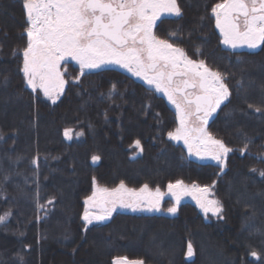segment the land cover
I'll return each mask as SVG.
<instances>
[{
    "label": "trees",
    "instance_id": "16d2710c",
    "mask_svg": "<svg viewBox=\"0 0 264 264\" xmlns=\"http://www.w3.org/2000/svg\"><path fill=\"white\" fill-rule=\"evenodd\" d=\"M218 2L178 0L181 15L161 16L153 31L222 74L229 97L206 127L232 149L224 168L190 157L169 138L176 111L125 71L81 74L68 60L55 102L29 88L22 71L23 0H0V216L11 213L0 223V264H113L116 257L144 264H264V44L223 46L211 14ZM65 129H72L71 139ZM93 178L108 188L121 181L131 188L164 189L176 180L211 186L222 212L205 218L184 200L175 214L116 211L86 224Z\"/></svg>",
    "mask_w": 264,
    "mask_h": 264
},
{
    "label": "snow or ice",
    "instance_id": "6c2138e0",
    "mask_svg": "<svg viewBox=\"0 0 264 264\" xmlns=\"http://www.w3.org/2000/svg\"><path fill=\"white\" fill-rule=\"evenodd\" d=\"M23 7L28 26L22 71L33 91L39 89L55 102L54 93L62 92L66 83L62 62L68 60L76 61L81 74L104 65H118L162 91L175 105L179 126L168 133L169 138L183 140L190 154L209 157L223 166L224 156L232 149L215 139L206 127L211 114L229 97L222 74L207 67L203 60L190 59L183 49L160 39L153 31L162 14L181 15L178 0H23ZM211 14L223 45L254 49L264 44V0H220L212 6ZM71 134L72 129L64 130L67 139L72 138ZM134 144L143 150L139 140ZM246 150L247 145L241 151ZM260 175L264 177V171ZM93 187L92 195L84 201L86 224L106 219L118 206L135 210L147 202L149 210L159 211L164 195L159 187L153 191L144 184L137 190L123 181L109 189L97 186L93 178ZM167 188L175 200L167 209L169 213H176V205L187 194L193 195L205 213L222 212L220 202L208 198L211 186H189L176 180ZM93 208L99 212H91ZM9 215L0 216V223ZM192 255L189 242L187 256ZM251 255L259 259L257 252ZM113 264L143 261L116 257Z\"/></svg>",
    "mask_w": 264,
    "mask_h": 264
},
{
    "label": "rangeland",
    "instance_id": "374dc122",
    "mask_svg": "<svg viewBox=\"0 0 264 264\" xmlns=\"http://www.w3.org/2000/svg\"><path fill=\"white\" fill-rule=\"evenodd\" d=\"M174 14H167V13H164V14H162L161 16H173ZM218 31H219V29H217ZM219 33H220V31H219ZM221 36V35H220ZM161 39V38H160ZM221 40H222V37H221ZM171 43V42H170ZM223 45V44H222ZM175 46V45H174ZM223 46H225V45H223ZM260 46V45H259ZM258 46V47H259ZM175 47H177V46H175ZM225 47H228V46H225ZM257 47V48H258ZM179 48V47H178ZM228 48H231V47H228ZM243 48H245V49H253V48H248L247 46H242V47H237V48H235V49H243ZM231 49H233V48H231ZM254 49H256V48H254ZM189 57V56H188ZM190 58V57H189ZM190 59H192V58H190ZM192 60H194V59H192ZM69 61H72L74 64H76L77 66H78V68H79V70H80V67H79V65L76 63V61H73V60H69ZM194 61H199V60H194ZM63 63V62H62ZM105 67H113V68H116V69H120V70H122V71H125L126 73H128L129 75H131V76H133L134 78H136V79H139V80H141L142 82H144L146 85H148L147 84V82L145 81V80H143L142 78H140V77H137V76H135V75H133L131 72H129L128 70H126V69H124V68H122V67H120V66H118V65H114V64H109V65H104V66H102L101 68H105ZM22 69H23V59H22ZM93 70H96V69H93ZM61 71L62 72H64V69H63V67L61 66ZM85 71H88V70H85ZM80 72H81V70H80ZM65 78V77H64ZM26 80V79H25ZM66 81V80H65ZM26 84H27V82H26ZM65 85H66V83H65ZM65 85H64V88H65ZM27 86L29 87V88H31L28 84H27ZM148 86H150V85H148ZM152 89H154L155 91H156V89H155V87L154 86H150ZM32 89V88H31ZM64 90V89H63ZM41 91V90H40ZM42 93H43V91H41ZM63 92V91H62ZM62 92H60L59 94H55L54 93V97H55V100L62 94ZM156 92H158V91H156ZM159 94H161L162 96H164L165 97V99H166V101L174 108V110L176 111V107H175V105L174 104H172L169 100H168V97L162 92V91H159L158 92ZM44 94V93H43ZM48 97V96H47ZM51 99V98H50ZM51 100H53V99H51ZM216 112V111H215ZM214 112V113H215ZM214 113H212L211 114V116L209 117V119H208V121L210 120V118L213 116V114ZM178 120V119H177ZM179 126V121H178V124H177V127ZM207 126V125H206ZM176 127V128H177ZM175 128V129H176ZM175 129L173 130V131H171V132H174L175 131ZM216 139V138H215ZM173 141H176V142H179V143H181V144H183V146L185 147V149H186V151H187V153H188V155L190 156V157H192V158H195V159H197V160H201V161H212V162H215V163H218L217 161H215V160H213V159H211V158H209V157H203V158H201L200 156H197L195 153H189V150H188V148H187V146L184 144V142H183V140H174V139H172ZM224 160H225V156H224ZM219 164V163H218ZM220 165V164H219ZM221 167H223L224 168V164H223V166H221ZM171 183H175V182H171ZM186 185H189V186H191V185H193V184H187V183H185ZM96 185L97 186H99V187H105V186H101V185H99V184H97L96 183ZM118 186V185H117ZM117 186H115V187H117ZM115 187H112V188H115ZM128 187V186H127ZM201 187H204V186H201ZM108 188V187H107ZM128 188H131V187H128ZM141 187H139V188H132V189H140ZM151 190H153V191H155V189L156 188H151V187H149ZM109 189H111V188H109ZM93 190H94V187H93ZM160 191L162 192V193H164V195H163V198L161 199V203H160V210L159 211H157V210H155V209H152V210H149L148 209V206H147V202H144L142 205H141V207H139V208H137V209H135V210H133L132 208H124V207H117L116 209H115V211H113L112 212V214L114 213V212H116V211H130V212H134V213H164V214H172V213H169V212H167V209L169 208V207H171V206H173L174 204H175V200H174V198L171 196V194L168 192V188H167V186L164 188V189H160ZM92 193H93V191H92ZM92 193L90 194V196L92 195ZM209 199H212V200H217L213 195H212V191H211V194L209 195V197H208ZM184 200H189V201H191V202H193L198 208H199V210H200V212L203 214V216L205 217V218H208V217H210V216H216V215H219V214H216V215H214L212 212H208V213H205L199 206H198V204H197V201L193 198V195H191V194H187V195H183L182 197H181V199H180V202H179V204L182 202V201H184ZM178 204V205H179ZM178 205H176V207H178ZM84 209H85V206H84ZM90 211L91 212H94V213H98L99 212V209H95V208H93V209H90ZM83 214H84V210H83ZM111 214V215H112ZM110 215V216H111ZM109 216V217H110ZM109 217H107V218H109ZM96 221H99V220H93L92 222H96ZM128 259V258H127ZM129 261H137V260H130V259H128ZM141 261V260H140ZM144 264V263H143Z\"/></svg>",
    "mask_w": 264,
    "mask_h": 264
}]
</instances>
